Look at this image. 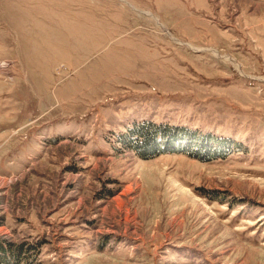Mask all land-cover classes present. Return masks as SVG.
Wrapping results in <instances>:
<instances>
[{
  "label": "rangeland",
  "instance_id": "1",
  "mask_svg": "<svg viewBox=\"0 0 264 264\" xmlns=\"http://www.w3.org/2000/svg\"><path fill=\"white\" fill-rule=\"evenodd\" d=\"M0 264H264V0H0Z\"/></svg>",
  "mask_w": 264,
  "mask_h": 264
},
{
  "label": "trees",
  "instance_id": "2",
  "mask_svg": "<svg viewBox=\"0 0 264 264\" xmlns=\"http://www.w3.org/2000/svg\"><path fill=\"white\" fill-rule=\"evenodd\" d=\"M152 127H153V125H152ZM152 127L151 126L150 127L142 126V128L137 129L138 137H137V135H135V133H134L133 137L134 138H137V141L138 142L140 140L143 143V142H146V140H148V137H149V135L151 133L153 134L155 132L158 133L159 131H162V130H160V127H156L155 129H152L151 130ZM2 261L5 262V263H7V258L6 257H5V259L3 258Z\"/></svg>",
  "mask_w": 264,
  "mask_h": 264
}]
</instances>
